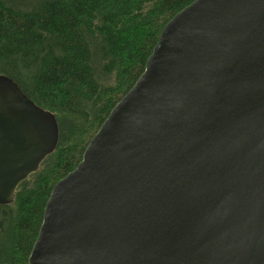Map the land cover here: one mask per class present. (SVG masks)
Listing matches in <instances>:
<instances>
[{
    "label": "water",
    "instance_id": "water-1",
    "mask_svg": "<svg viewBox=\"0 0 264 264\" xmlns=\"http://www.w3.org/2000/svg\"><path fill=\"white\" fill-rule=\"evenodd\" d=\"M0 75V203L56 149ZM28 264H264V0H196L46 204Z\"/></svg>",
    "mask_w": 264,
    "mask_h": 264
},
{
    "label": "trees",
    "instance_id": "trees-1",
    "mask_svg": "<svg viewBox=\"0 0 264 264\" xmlns=\"http://www.w3.org/2000/svg\"><path fill=\"white\" fill-rule=\"evenodd\" d=\"M196 0H0V75L54 114V152L0 203V264H28L55 185L134 87L162 30Z\"/></svg>",
    "mask_w": 264,
    "mask_h": 264
}]
</instances>
